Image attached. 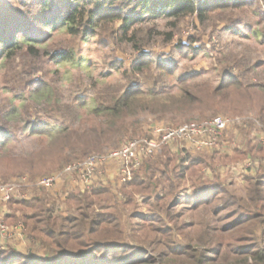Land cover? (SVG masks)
Listing matches in <instances>:
<instances>
[{
	"label": "rangeland",
	"instance_id": "374dc122",
	"mask_svg": "<svg viewBox=\"0 0 264 264\" xmlns=\"http://www.w3.org/2000/svg\"><path fill=\"white\" fill-rule=\"evenodd\" d=\"M71 1L0 0L2 14L10 10L24 20H34L35 15L43 18L25 28L21 24L13 32L18 44H24L14 58L8 59L0 45V127H7L8 137L6 144L0 146V183L20 175H51L74 159L105 153L131 138L147 135L154 123L179 125L224 115L245 120L226 132L217 150L220 160L201 170L206 172L209 183L219 181L225 189L245 196L248 185L244 177L257 174V166L247 165L249 161L255 162L246 154L248 143L259 147L257 137L262 132L255 122L263 120V103L252 107L246 87L264 85V0H243L246 5L209 9L203 21L197 14L176 19L142 12V6H134L133 10L113 6L103 15L124 13L134 18L133 24L126 29L119 18H101L89 38L72 35L60 23L46 28L48 18L54 22L64 15ZM113 1L117 0H110ZM13 29L11 26L10 30ZM30 43L40 49L42 58L28 54ZM70 51L76 56L72 61L57 62L51 58L57 52ZM228 84L231 86L217 97L220 105H180L169 100L172 95L179 98L183 89L198 93L208 90L207 85ZM134 90L139 93L136 100L149 107L124 110L122 130L102 110L114 105L125 92L130 94ZM228 95L233 105L228 104ZM155 99L160 102L151 103ZM181 108L185 110L176 112ZM107 123L114 130L103 134ZM56 136L53 143L51 139ZM77 137L86 140L92 149L81 151L78 144L71 152L69 140L76 141ZM97 140L98 147L93 146ZM169 149L175 157L205 158L215 153L196 151L184 143ZM144 172L143 166L140 174ZM196 178L177 181L175 192L170 195L167 185L162 183L149 193L126 188L124 191L130 193L126 197L117 179L109 174L104 177L106 184L92 188L110 189L118 196L117 209L95 205L92 211L83 212L77 206L70 210L62 202L68 194L85 191L79 186L63 183L53 191H45L28 185V200L0 201V222L4 221L9 228L21 227L16 239L0 237V256L8 255L4 264H252L253 259L244 253L254 247V238L264 231L260 223L264 221V210L224 209L221 201L200 205L195 192ZM44 193L57 200L58 214L81 218V213H93L96 221L121 222L117 229L122 231V237L106 235L107 242L100 246L99 239L105 235L95 233L93 241L84 246L65 244V251L49 253L43 241L29 236L34 222L20 220V202ZM158 195L164 198L159 205L155 202ZM129 198L131 202L125 204ZM114 203L112 199L110 204ZM21 213L29 214L32 210ZM240 215L252 220L242 223L237 220ZM60 229L61 233L67 230Z\"/></svg>",
	"mask_w": 264,
	"mask_h": 264
},
{
	"label": "trees",
	"instance_id": "16d2710c",
	"mask_svg": "<svg viewBox=\"0 0 264 264\" xmlns=\"http://www.w3.org/2000/svg\"><path fill=\"white\" fill-rule=\"evenodd\" d=\"M242 1L243 0H117L110 2V0H91L88 3L91 2L92 4L88 5V3L84 0H72L70 3H68L67 11L64 15L56 18L54 22L52 21V18H48L46 22V28L52 29L53 25L57 26V24L60 23L58 25L66 28V30L69 31L72 35L77 36L82 34L83 36H85V38H89L93 33V27L95 23L99 22L101 18H119L125 23L124 26L126 27V29L129 28V25L133 24L134 18L124 15V13L110 12L108 15L104 16L103 13H105L107 9H112L113 6H119V8H121L122 10H133L134 6L135 8H137V6H142V12H146L155 16L173 17L176 19H180L192 14H197L200 17L199 19L203 21L205 18L204 15L209 9H214L215 7L224 8L246 5L243 4L244 2ZM44 16L45 14L42 15V17ZM42 19H40L39 15H35L34 20L29 17L24 20V17H17L16 15H14V12L10 10H8L6 14L0 13V45L3 51L6 52V57L8 59L14 58L18 52V49H22L24 47V44H18L16 38L13 35V32L19 29L21 27V24H23V28H25V26L27 27V24L33 23L36 20L41 21ZM11 26L14 28L13 30H10ZM124 32L126 33V30ZM6 34L9 36V38H7ZM28 49V54L31 57H35L37 59L42 58V52L40 51V49L35 47V45L30 43L28 45ZM51 56L52 60H55L57 62L72 61L76 57L73 51L57 52ZM229 86H231V84L220 87H211L207 85V87L209 88L208 90H200L198 93H196V91H194L193 89L190 91L183 89L182 95L179 98H175V95H172L169 100L173 101V104H175L176 102L180 105H187L191 103H199L202 105L203 103H209L212 105H220L222 102L219 101L217 97L219 93L224 90V88ZM246 88L247 92H249V94H247L246 96L247 99H249L250 97V104L252 105V107L258 105L260 101L263 103V107L261 108L260 112L262 113L263 117V120L261 121L264 123V85H250ZM136 90L130 91L132 92L130 94L129 91L125 92L121 97H118L116 99L114 105L106 106L102 110L103 112H105V114L111 116V119L114 118L115 126L118 127L119 124L121 125L120 120L123 116L124 110L126 112L128 111V109L134 111L138 110L139 108L149 107L148 104L143 105L136 100V96L139 95ZM253 96L259 97L260 99L258 98V100H254L252 99ZM157 102L160 101L155 99L151 103L157 104ZM227 102L229 105L234 104V102L229 99V95L227 98ZM183 110L185 109L181 108L180 110H176V112ZM100 111L101 110H99V112ZM215 116L209 118H213ZM107 126L109 129H105L103 134H109V130H114L113 128H110L108 123ZM120 127H122L123 130V126L121 125ZM0 128V136L2 137L0 138V146L3 147V144H6V142L8 141L6 133L7 127ZM56 138L57 136L51 139L53 140V143L57 141ZM99 138L102 139L101 137ZM97 142L98 140L93 143V146H97ZM78 144H80L81 151L84 150L85 152L92 149L91 145L88 144L86 140H81L80 137H77L76 141H73L72 139L69 140L68 146L71 152L77 149L76 146ZM171 147L172 145L165 146L162 152L157 155V159L154 161L153 157L144 160L140 169L133 174L132 178L129 181L119 184L121 188L120 191L123 192L127 197V195L129 196L130 193L124 191L126 188L131 187L133 188L132 191H136L138 193H149L151 191H154V189L161 187L162 183H164L167 185L168 195H170L175 192L174 190L177 187V181L185 180L187 177H189V180H194V176H196L197 178L194 182L196 190L195 192L197 198L199 199H197V203H200V205L202 204L205 206L210 205L213 202L221 201L223 202L222 205L224 209L233 208L239 211L245 209H249L252 211L259 209L264 210V164H260L264 162V146L261 145V143H259V147L257 145H250V142L248 143V151L246 154L248 158L255 160V162H252L251 166H257L254 168L257 169L255 170L257 174L255 176L249 174L244 177L248 185L245 196L238 195L237 193H233L225 189L219 181L209 183L205 179L204 173L206 172L203 173L201 169L206 166L210 167V165L216 164L220 160V153H217L219 147L214 149L215 153L213 155L205 158H190L189 155L184 157L178 155L177 157H175L174 154L170 152L169 148ZM87 156L88 154L84 156V158ZM256 158L259 160L258 163H256ZM74 160L76 161L77 159ZM74 160H71V162ZM39 164L44 167L43 162L42 164L39 162ZM143 166L145 168V172L144 175H141L142 173L140 174V171ZM62 167H60L59 169L61 170ZM211 190L213 193L210 195ZM158 196L155 197V202L157 203L161 202L164 199L163 196ZM117 198L118 196L112 194L110 192V189L98 187L92 188L90 190L87 189L85 191L78 192L77 194H68L66 195V197H64V199H62V202L63 204H67L70 210L73 206H77V210L79 212H83L85 210L92 211L94 208L93 206L95 205L98 208L102 209H117ZM112 199L115 202L113 205L110 204V201ZM130 202L131 201L129 198V200L125 201V204H128ZM20 203L22 205V209L20 210V220L24 219L26 221L31 220L34 222L31 226L29 236L31 238H35L39 242L43 241L42 243L49 248V253L51 254H59L58 251H60V249L61 251H65V244L71 246H84L88 244V241H90L91 239L93 241V234L95 233L100 234V236H102L101 234L105 235L100 237L99 239L100 246L105 245V242H107V239H104V237H107L106 235L111 234L109 236H114L115 238L122 237V231L117 229L121 227V222L110 223L115 221V219H112L111 221H96V218H92L93 213H81V218L69 217L68 215H66V213H56L57 200L47 193L34 196L30 201H22ZM159 204L160 203H158L157 205ZM25 210H32V213H21ZM245 216L246 215H240L237 220L241 221L242 223L252 220L250 216ZM260 223L264 225V221H261ZM66 224L71 225L70 227H66ZM96 225L97 227H94ZM60 228H64L67 230L61 233L58 232ZM260 242H264V231L261 233L260 237L254 238V247L244 253L248 259H253L252 264H264V246H260ZM7 256L8 255L4 257L0 256V264L1 261L4 264L8 260L6 259Z\"/></svg>",
	"mask_w": 264,
	"mask_h": 264
},
{
	"label": "built area",
	"instance_id": "2783aa9c",
	"mask_svg": "<svg viewBox=\"0 0 264 264\" xmlns=\"http://www.w3.org/2000/svg\"><path fill=\"white\" fill-rule=\"evenodd\" d=\"M244 117L217 115L200 121H191L179 125L154 123L145 136L127 140L120 147L105 153H94L82 160L74 161L61 170L47 176L30 178L20 175L11 181L0 183V201L7 203L14 199L28 200V185L47 191L54 190L63 183L79 186L83 190L105 183L106 175H113L119 184L129 181L142 166L144 160L162 152L165 146L185 144L196 151L214 150L223 143L226 132L244 122ZM255 126L262 132L257 139L264 146V123L256 121ZM248 162V166H251ZM20 226L9 228L0 222V237L10 240Z\"/></svg>",
	"mask_w": 264,
	"mask_h": 264
},
{
	"label": "crops",
	"instance_id": "0c3cea01",
	"mask_svg": "<svg viewBox=\"0 0 264 264\" xmlns=\"http://www.w3.org/2000/svg\"><path fill=\"white\" fill-rule=\"evenodd\" d=\"M20 229L17 231V233L15 234V237L13 239H16L17 238L16 235H19L20 234ZM13 239H10V240H13Z\"/></svg>",
	"mask_w": 264,
	"mask_h": 264
}]
</instances>
